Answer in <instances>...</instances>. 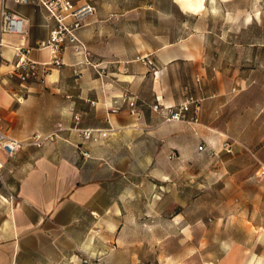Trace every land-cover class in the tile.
<instances>
[{"label":"rangeland","instance_id":"rangeland-1","mask_svg":"<svg viewBox=\"0 0 264 264\" xmlns=\"http://www.w3.org/2000/svg\"><path fill=\"white\" fill-rule=\"evenodd\" d=\"M86 1L99 11L98 0ZM100 2L101 11L115 10L107 21L119 23L126 13L144 42L184 41L192 58L162 69L154 55L134 57L147 67L149 97L153 74L162 69L164 101L149 98L148 127L138 129L141 144L130 146L142 158L128 157L131 202L121 240L111 248L130 247L134 264H264V178L258 173L264 166V0H205L196 14L174 0ZM83 64L107 69L90 55ZM184 104V116L169 120ZM3 181L0 231L13 202ZM81 251L75 250L81 264L103 262Z\"/></svg>","mask_w":264,"mask_h":264},{"label":"crops","instance_id":"crops-1","mask_svg":"<svg viewBox=\"0 0 264 264\" xmlns=\"http://www.w3.org/2000/svg\"><path fill=\"white\" fill-rule=\"evenodd\" d=\"M6 4L25 19L27 34L2 36V131L25 139L36 131L48 133L58 124L71 128L75 114L80 116L79 128L112 131L98 144L82 142L76 132L64 130L44 147H24L11 159L0 151L3 182L15 197L11 215L0 231V264H81L76 249L103 256L98 264H134L130 247L111 248L121 240L124 214L131 202L127 196L132 176L128 157L142 158L139 151L132 154L130 146L141 144L138 129L148 127L145 114L151 106L149 98L164 101L159 93L162 69L172 62L192 59L186 56L191 50L182 47L184 41L149 45L132 31L126 13L119 23L107 21L109 12L115 10L101 11L98 0L99 11L86 20L78 35L88 47L91 62L107 69L99 72L84 65L67 48L62 55L64 64L52 68L43 82L30 79L20 83L9 76L12 45L22 43L32 48V59L47 62L48 50H39L36 45L49 37L55 21L31 3L6 0ZM138 54L154 55L162 65L151 79L150 97L145 93L147 67L134 59ZM128 99L136 101L138 115L129 113ZM115 100L120 109L112 112ZM81 150H88L90 157H82Z\"/></svg>","mask_w":264,"mask_h":264},{"label":"built area","instance_id":"built-area-1","mask_svg":"<svg viewBox=\"0 0 264 264\" xmlns=\"http://www.w3.org/2000/svg\"><path fill=\"white\" fill-rule=\"evenodd\" d=\"M15 3H31L40 8H43L50 19L55 21V26L50 30L49 37L46 40H41L37 43L36 48L39 50H48L49 60L47 62H38L31 58L30 53L32 48L25 46L22 43L12 45L13 52V69L9 72L10 77H15L20 83H26L30 79H36L43 82L45 76L52 68H60L63 63L62 55L67 48H70L76 57L81 58V63L87 60L90 52L86 43L79 37L78 31L84 26L86 20L96 13V7L90 2L74 4L71 0H13ZM27 34L25 27V19L18 13L10 11L7 7L6 0L0 2V46L2 36ZM150 63V61H149ZM118 101H114V105L110 110L116 112L120 106ZM130 114L136 113V101L127 100ZM159 104L152 106L153 110H157ZM187 109L186 104L180 105L177 110L171 111L169 120H179L184 116V111ZM74 125L70 128L58 124L57 127L48 132H33L25 139H18L6 135L0 128V151L6 159L14 158L19 150L24 147L34 146L37 148L44 147L50 142L59 138L60 133L64 130L76 132L82 142H92L98 144L102 138H105L111 129H96V128H79L80 116H73ZM226 151H231L230 144L227 141L223 142ZM199 150H203L204 146L200 145ZM80 155L84 158L90 157L88 150H81ZM4 167L3 160L0 159V179L2 178V169ZM259 175L264 178V166L258 171ZM12 200L15 197L10 194ZM79 252H82L78 249ZM90 259L93 256H89ZM86 262V260H84Z\"/></svg>","mask_w":264,"mask_h":264},{"label":"bare ground","instance_id":"bare-ground-1","mask_svg":"<svg viewBox=\"0 0 264 264\" xmlns=\"http://www.w3.org/2000/svg\"><path fill=\"white\" fill-rule=\"evenodd\" d=\"M180 10L188 13H199L205 9V0H174Z\"/></svg>","mask_w":264,"mask_h":264}]
</instances>
